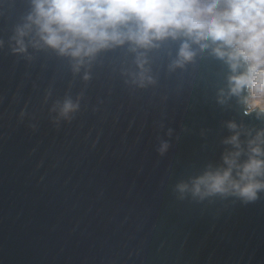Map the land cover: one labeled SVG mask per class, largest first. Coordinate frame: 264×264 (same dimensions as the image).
Instances as JSON below:
<instances>
[{"label":"water","instance_id":"1","mask_svg":"<svg viewBox=\"0 0 264 264\" xmlns=\"http://www.w3.org/2000/svg\"><path fill=\"white\" fill-rule=\"evenodd\" d=\"M33 13V0H0V264H264V192L176 190L264 151V113L230 93L217 45L125 38L81 64L32 26L14 53ZM66 98L80 109L58 119Z\"/></svg>","mask_w":264,"mask_h":264},{"label":"clouds","instance_id":"2","mask_svg":"<svg viewBox=\"0 0 264 264\" xmlns=\"http://www.w3.org/2000/svg\"><path fill=\"white\" fill-rule=\"evenodd\" d=\"M33 8L29 23L17 29L14 53L27 51L32 26L44 45L81 64L125 38L149 45L182 32L196 42L216 44L214 52L227 59L233 72L230 93L242 97L247 112L264 113V0H33ZM193 55L184 44L180 56L190 60ZM57 109L58 119L70 120L80 102L66 98ZM230 142L238 147V135ZM251 151L243 164L239 151L231 153L224 158L226 167L179 183L176 190L200 199L231 193L246 203L257 201L264 192V159L257 157L264 151L259 146Z\"/></svg>","mask_w":264,"mask_h":264},{"label":"rangeland","instance_id":"3","mask_svg":"<svg viewBox=\"0 0 264 264\" xmlns=\"http://www.w3.org/2000/svg\"><path fill=\"white\" fill-rule=\"evenodd\" d=\"M223 6V5H222Z\"/></svg>","mask_w":264,"mask_h":264}]
</instances>
